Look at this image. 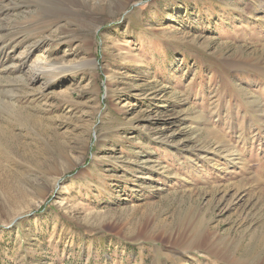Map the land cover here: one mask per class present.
Here are the masks:
<instances>
[{
  "label": "rangeland",
  "instance_id": "1",
  "mask_svg": "<svg viewBox=\"0 0 264 264\" xmlns=\"http://www.w3.org/2000/svg\"><path fill=\"white\" fill-rule=\"evenodd\" d=\"M1 129L0 264H264V0H0Z\"/></svg>",
  "mask_w": 264,
  "mask_h": 264
},
{
  "label": "bare ground",
  "instance_id": "2",
  "mask_svg": "<svg viewBox=\"0 0 264 264\" xmlns=\"http://www.w3.org/2000/svg\"><path fill=\"white\" fill-rule=\"evenodd\" d=\"M29 58H30V53L24 54V55H22V58H20L22 60V62L24 63V64H22L24 67L23 68L21 67L22 69L20 70V72L21 73H28L30 81H33L35 83L36 81L40 80L41 76H43L45 74L47 69L40 66L42 64L41 61H38V62L34 63L33 65L29 66V63H28ZM6 134H7V131H5V129H3V130L1 129L0 130V139L6 138Z\"/></svg>",
  "mask_w": 264,
  "mask_h": 264
}]
</instances>
